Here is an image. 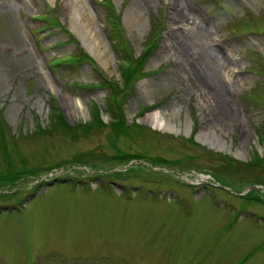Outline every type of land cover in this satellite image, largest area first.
<instances>
[{
	"label": "rangeland",
	"instance_id": "obj_1",
	"mask_svg": "<svg viewBox=\"0 0 264 264\" xmlns=\"http://www.w3.org/2000/svg\"><path fill=\"white\" fill-rule=\"evenodd\" d=\"M0 175V264H264V0H0Z\"/></svg>",
	"mask_w": 264,
	"mask_h": 264
},
{
	"label": "bare ground",
	"instance_id": "obj_2",
	"mask_svg": "<svg viewBox=\"0 0 264 264\" xmlns=\"http://www.w3.org/2000/svg\"><path fill=\"white\" fill-rule=\"evenodd\" d=\"M140 2L142 4H144L145 6H149L152 4L153 0H140ZM80 8H82V7L76 6V8H75L74 21H76V23L79 24V26H82L83 34L85 36H87L89 38V40L92 41V40H94V37L91 34L92 32H91L90 27L87 26V23H85L83 21L82 14L80 13ZM188 19H189L188 16L186 14H184L182 11L181 15L175 16L174 22L181 23V22L187 21ZM169 41L171 42V44H176L177 47H179V48H181V47L185 48V50H187L188 52L192 51L190 49V46L188 44V41H187L185 35H183V34H181V35H179V34L173 35L172 34L169 38ZM197 59H198L197 61L199 62L200 59L199 58H197ZM204 70H205L204 73H206L207 83L210 86L209 92L211 94V99L214 100L212 106L209 108V115L211 117V120L214 123L220 122L225 117L224 116V114H225L224 110L221 106V101L223 100V96H224V94H223L224 85L221 82H219L218 78L216 77V75L214 74L213 71L205 69V67H204ZM174 118H175L174 113L170 114L168 117L167 116H159V114L148 116V120L153 122V125L155 126V128L160 129L163 132L176 130L177 126H176V123L174 122ZM205 136H206V134L201 135L202 140L204 142L210 141V142L215 143L217 141L216 140L217 136H215V134H213V133L209 136H206V137ZM216 144H217V142H216ZM220 146H222L223 148H226L221 143H220Z\"/></svg>",
	"mask_w": 264,
	"mask_h": 264
},
{
	"label": "trees",
	"instance_id": "obj_3",
	"mask_svg": "<svg viewBox=\"0 0 264 264\" xmlns=\"http://www.w3.org/2000/svg\"><path fill=\"white\" fill-rule=\"evenodd\" d=\"M117 120H119V122H120V124H121L122 119L117 118ZM121 159H122L121 161H125V162L130 163V162H132V161H135V159H137V158H131V157L125 156V157H123V158H121ZM4 176H5V175H4ZM6 176L8 177L9 174L6 175ZM3 179H6V178H3V176L0 175V180H3Z\"/></svg>",
	"mask_w": 264,
	"mask_h": 264
},
{
	"label": "water",
	"instance_id": "obj_4",
	"mask_svg": "<svg viewBox=\"0 0 264 264\" xmlns=\"http://www.w3.org/2000/svg\"><path fill=\"white\" fill-rule=\"evenodd\" d=\"M131 164H134V163H131Z\"/></svg>",
	"mask_w": 264,
	"mask_h": 264
}]
</instances>
